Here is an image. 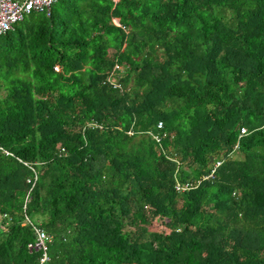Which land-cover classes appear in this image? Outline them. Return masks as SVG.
I'll return each instance as SVG.
<instances>
[{
  "label": "trees",
  "instance_id": "obj_1",
  "mask_svg": "<svg viewBox=\"0 0 264 264\" xmlns=\"http://www.w3.org/2000/svg\"><path fill=\"white\" fill-rule=\"evenodd\" d=\"M33 226L44 264H264V0H53L0 35V264L39 263Z\"/></svg>",
  "mask_w": 264,
  "mask_h": 264
},
{
  "label": "built area",
  "instance_id": "obj_2",
  "mask_svg": "<svg viewBox=\"0 0 264 264\" xmlns=\"http://www.w3.org/2000/svg\"><path fill=\"white\" fill-rule=\"evenodd\" d=\"M52 1L53 0H0V35L12 29L17 22L22 21L26 17V15H28L32 11H46L47 14H49ZM114 22L119 25V23L115 20ZM118 67V65L115 66V68ZM111 84L114 87H120L119 83L112 81ZM162 125L163 124L161 121L157 123V127H162ZM244 131L245 129L241 130L242 133ZM154 137L159 140L158 135H154ZM213 171L214 169L207 177H210ZM185 188L186 184L184 187H177V189ZM33 229L37 234V241L33 247L35 248V250H42V256L40 257L38 264H44L49 260L47 253V242L50 240V238L44 229L35 226H33Z\"/></svg>",
  "mask_w": 264,
  "mask_h": 264
},
{
  "label": "water",
  "instance_id": "obj_3",
  "mask_svg": "<svg viewBox=\"0 0 264 264\" xmlns=\"http://www.w3.org/2000/svg\"><path fill=\"white\" fill-rule=\"evenodd\" d=\"M114 1H117V0H114ZM117 21H118V23H119V20H118V19H117ZM210 159H212V157H211Z\"/></svg>",
  "mask_w": 264,
  "mask_h": 264
},
{
  "label": "rangeland",
  "instance_id": "obj_4",
  "mask_svg": "<svg viewBox=\"0 0 264 264\" xmlns=\"http://www.w3.org/2000/svg\"><path fill=\"white\" fill-rule=\"evenodd\" d=\"M116 22H118L117 20H115ZM3 92V91H2Z\"/></svg>",
  "mask_w": 264,
  "mask_h": 264
},
{
  "label": "clouds",
  "instance_id": "obj_5",
  "mask_svg": "<svg viewBox=\"0 0 264 264\" xmlns=\"http://www.w3.org/2000/svg\"><path fill=\"white\" fill-rule=\"evenodd\" d=\"M115 20H117V19H115Z\"/></svg>",
  "mask_w": 264,
  "mask_h": 264
}]
</instances>
